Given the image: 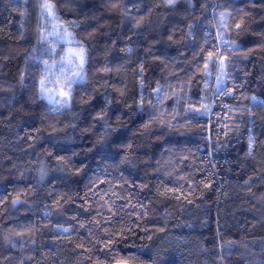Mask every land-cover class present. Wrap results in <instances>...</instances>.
Instances as JSON below:
<instances>
[{
  "label": "trees",
  "instance_id": "16d2710c",
  "mask_svg": "<svg viewBox=\"0 0 264 264\" xmlns=\"http://www.w3.org/2000/svg\"><path fill=\"white\" fill-rule=\"evenodd\" d=\"M42 2L0 0V264H264V0Z\"/></svg>",
  "mask_w": 264,
  "mask_h": 264
},
{
  "label": "snow or ice",
  "instance_id": "6c2138e0",
  "mask_svg": "<svg viewBox=\"0 0 264 264\" xmlns=\"http://www.w3.org/2000/svg\"><path fill=\"white\" fill-rule=\"evenodd\" d=\"M167 3L169 6H172L176 3V0H167ZM40 9H41V15L42 17L44 18H51L52 20H56L58 19V17L56 16V12H55V5L53 3L50 2V0H43L42 3H40ZM53 33H50V34H56V35H59V33L56 32V25L53 24ZM237 27H239V25H237ZM68 35H70L67 30H65L64 32V36L61 37V39H63L64 37H67ZM86 50L80 46L78 48H70L68 50V53L66 56H62L61 57V61L64 62L66 61L69 65H71L72 67L80 70V71H74L71 73V76L72 77H79L80 79H83V76H82V69H83V66H84V63H85V60H86ZM213 56H214V53L213 52H209L208 53V57H207V60H206V63H205V69H207L208 67V63L212 61L213 59ZM76 61H79V63H76ZM45 65H47V61L44 62ZM63 63H61V67H63ZM223 66V60H221V67ZM61 77H63V84L60 85V88H61V91H60V94L62 96H69L70 95V92H65L63 91V88H68V89H71V86L73 83H76V80L66 76L64 73H61ZM218 81H219V78H218ZM59 83V78H58V81ZM41 87H42V91L43 92H47L48 89L44 87V80L42 79L41 80ZM155 91H160L159 88L155 89ZM222 91V89H221ZM232 93L229 92L227 93V95H231ZM51 96H49V99L51 100ZM55 103H62V101H54ZM198 111V110H197ZM249 155H251V151L249 152ZM15 203V201H14ZM64 231H68L67 229H65ZM117 264H122V262H117Z\"/></svg>",
  "mask_w": 264,
  "mask_h": 264
},
{
  "label": "rangeland",
  "instance_id": "374dc122",
  "mask_svg": "<svg viewBox=\"0 0 264 264\" xmlns=\"http://www.w3.org/2000/svg\"><path fill=\"white\" fill-rule=\"evenodd\" d=\"M52 24H55V23H52ZM57 27H56V32L57 33H59V35H56V34H49V36L50 37H56V38H60L61 39V37L62 36H64V30H62V29H60L59 28V26L57 25V24H55ZM50 33H53V27H52V32H50ZM61 40H63V41H65L67 44H68V46H69V49L70 48H78V47H80V46H78V45H76L75 44V42L71 39V36L70 35H68L67 37H64L63 39H61ZM68 49V50H69ZM76 63H79V61H76ZM45 95H46V93H45ZM59 97H64V96H62L60 93H58L57 94Z\"/></svg>",
  "mask_w": 264,
  "mask_h": 264
},
{
  "label": "water",
  "instance_id": "95a60500",
  "mask_svg": "<svg viewBox=\"0 0 264 264\" xmlns=\"http://www.w3.org/2000/svg\"><path fill=\"white\" fill-rule=\"evenodd\" d=\"M115 264H117V263H115ZM122 264H127V263H122Z\"/></svg>",
  "mask_w": 264,
  "mask_h": 264
}]
</instances>
